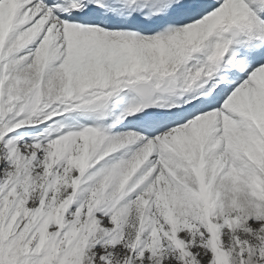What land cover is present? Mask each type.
I'll return each instance as SVG.
<instances>
[{
	"label": "snow or ice",
	"instance_id": "snow-or-ice-1",
	"mask_svg": "<svg viewBox=\"0 0 264 264\" xmlns=\"http://www.w3.org/2000/svg\"><path fill=\"white\" fill-rule=\"evenodd\" d=\"M0 264H264V0H0Z\"/></svg>",
	"mask_w": 264,
	"mask_h": 264
}]
</instances>
